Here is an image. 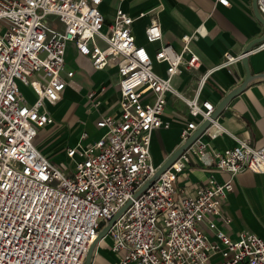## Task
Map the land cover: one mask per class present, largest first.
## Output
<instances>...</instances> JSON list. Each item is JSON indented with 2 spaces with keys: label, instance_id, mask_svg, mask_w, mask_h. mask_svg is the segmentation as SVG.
I'll return each instance as SVG.
<instances>
[{
  "label": "built area",
  "instance_id": "2783aa9c",
  "mask_svg": "<svg viewBox=\"0 0 264 264\" xmlns=\"http://www.w3.org/2000/svg\"><path fill=\"white\" fill-rule=\"evenodd\" d=\"M104 1L0 0V264H84L101 228L124 206L106 235L116 264H264V237L240 232L232 239L218 226L230 223L221 204L234 177L244 170L264 174V146L235 138L231 148L212 149L203 136L229 132L211 119L215 105L198 97L211 73L263 49L264 40L246 54L224 53L189 97L172 79L198 66L191 41L200 28L183 36L176 50L161 43L157 8L141 12L138 18L148 20L146 42L158 44L149 52L136 41V18L116 8L106 20ZM256 4L264 19V0ZM69 43L94 70L116 67L120 98L115 112L84 121L77 142L65 149V161L54 162L35 142L54 123L49 107L66 89L78 93L65 63ZM155 65H164L165 74ZM103 90L85 94L88 114L101 105ZM168 94L180 99L192 118L181 129V143L204 121L209 126L136 195L160 166L151 155V134L169 127L161 119ZM90 128L100 135L91 136ZM192 161L208 168L209 178L178 184ZM213 172L227 178L218 182Z\"/></svg>",
  "mask_w": 264,
  "mask_h": 264
},
{
  "label": "crops",
  "instance_id": "0c3cea01",
  "mask_svg": "<svg viewBox=\"0 0 264 264\" xmlns=\"http://www.w3.org/2000/svg\"><path fill=\"white\" fill-rule=\"evenodd\" d=\"M228 6L216 4L215 0H105L101 9L106 20H109L116 8H121L128 15L136 18L133 23L137 43L144 45L149 52H153L158 44L146 42L143 34L147 18H138L141 12L157 8L158 19L162 30L161 43L171 44L176 50L182 46L181 38L191 35L196 28H200L201 35H195L191 41V48L199 55L197 67L182 71L172 79V84L186 96H193L199 78L212 66L223 60L224 53L241 54L252 40L260 37L263 27L256 19L252 0H228ZM107 16V17H106ZM76 62V64H75ZM66 68L74 72L73 84L78 93L66 89L62 98L49 107L54 123L39 132L44 139L55 140L49 146H43L37 136L35 145L52 161L54 156L64 158L65 149L74 145L83 129V122L95 119L100 113L115 112L119 101L117 86L118 73L116 67L104 70H94L88 58L77 53L75 46L69 43L65 56ZM77 63L81 65L77 67ZM247 64L251 74L264 73V48L247 57ZM155 70L164 75V65H155ZM107 71L113 76V81L107 78L101 84L87 78L88 73ZM245 77L244 67L240 62L229 68L211 73L198 94L200 101L208 100L215 107L232 89L239 86ZM98 93L101 105L96 111L89 113V103L85 94ZM28 98H33L29 89H22ZM70 94L74 100V118L64 115L66 105L59 113L57 109L63 104L66 95ZM63 119V120H62ZM161 119L169 124L168 128H158L151 134V155L156 165H161L166 158L181 144L180 132L186 120L192 119L184 103L168 94L165 110ZM218 122L229 132L214 139L203 136L212 149L224 150L236 145L235 138L248 140L255 148L264 146V78L258 77L249 82L245 89L232 98L223 108ZM71 121V122H70ZM98 137L101 133L94 130ZM172 130L174 135H170ZM71 140L69 144H61L64 137ZM62 139V140H61ZM199 164V163H198ZM192 161L189 168L179 176L178 184L198 182L203 184L209 178L211 171ZM214 178L222 182L227 175L222 172H213ZM221 211L229 218L230 223H218L220 229L230 238L235 239L240 232H249L264 237V174L244 170L233 179V190L227 193L221 204ZM109 243V240L107 238ZM102 240L95 248L92 264H116L118 256L112 253L109 245L102 247ZM94 261V262H93Z\"/></svg>",
  "mask_w": 264,
  "mask_h": 264
},
{
  "label": "water",
  "instance_id": "95a60500",
  "mask_svg": "<svg viewBox=\"0 0 264 264\" xmlns=\"http://www.w3.org/2000/svg\"><path fill=\"white\" fill-rule=\"evenodd\" d=\"M252 8H253V13L256 17V19L259 21V23L262 25L263 27V33L260 37L252 40L249 44H247V46L244 48L243 50V54H246L249 50H251L254 46L260 44L263 40H264V19L261 17L258 8H257V4H256V0H252ZM247 55H244L243 58L241 59V63L244 67L245 70V77L244 80L242 81V83L237 86L236 88L232 89L226 96H224V98L217 104V106L215 107L214 111L211 114V119H215L219 116V114L221 113V111L223 110V108L229 103V101L234 98L236 95H238L239 93H241L245 87L249 84L250 81H252L255 78L258 77H263L264 78V73L261 74H251L249 71V67L247 64ZM209 126V121H204L183 143H181L178 148H176L174 150V152L172 154H170L166 160L159 166L158 170L156 171V173L154 174V176L148 180L136 193V195H138L139 193H141L146 187H148L162 172H164L178 157L179 155L185 151L190 144L197 138L199 137L204 130ZM126 206H124L123 208H121V210L114 215L100 230L96 240L93 242V244L90 246L87 255H86V259L84 264H92V259H93V253H94V249L95 246L97 245V243L106 237L107 232L109 230V228L111 227V225L115 222V220L121 215V213L125 210Z\"/></svg>",
  "mask_w": 264,
  "mask_h": 264
},
{
  "label": "rangeland",
  "instance_id": "374dc122",
  "mask_svg": "<svg viewBox=\"0 0 264 264\" xmlns=\"http://www.w3.org/2000/svg\"><path fill=\"white\" fill-rule=\"evenodd\" d=\"M53 19H54L53 17H49L48 18V20H50V21H53ZM75 64H76V62H75ZM76 66L81 68V65H79V63H77ZM109 74L110 73L107 72V71H102V72L100 71V72H97V73H88L87 74V78L89 80L93 81V82H96L98 84H101L107 78H110L113 81V76L112 75H109ZM23 89H27V88H23ZM73 100H74V98L68 93L66 95V98H65L63 104L57 109V112L59 113L66 105H68L67 108H66V111H65L64 115L68 114V116H70L69 118L71 120H72V118H74V116L72 114H74L75 111H76L75 110L76 107L72 103ZM91 133H92V135L96 136L94 130H92ZM169 133H170V135H174V132L172 130H170ZM61 137H64V135H62ZM43 138H44V135H39V140L41 141L40 143L43 144V146H49V145H51L55 141V140H52V139H49L48 140L47 138L44 139V140H42ZM70 140L71 139L66 136V137H64V139L62 141H60V143L66 145V144H69V141ZM60 157H61L60 155H58L57 157L54 156L53 159L55 161H58V162H64L65 161L64 158H60ZM107 245H109V243H108L107 240H106V242H102V244H101L102 247H105Z\"/></svg>",
  "mask_w": 264,
  "mask_h": 264
},
{
  "label": "bare ground",
  "instance_id": "6f19581e",
  "mask_svg": "<svg viewBox=\"0 0 264 264\" xmlns=\"http://www.w3.org/2000/svg\"><path fill=\"white\" fill-rule=\"evenodd\" d=\"M104 240H107V237H105V238L103 239V241H104Z\"/></svg>",
  "mask_w": 264,
  "mask_h": 264
}]
</instances>
